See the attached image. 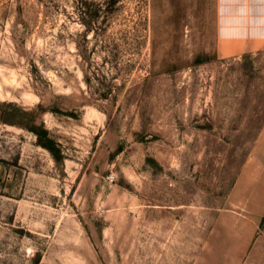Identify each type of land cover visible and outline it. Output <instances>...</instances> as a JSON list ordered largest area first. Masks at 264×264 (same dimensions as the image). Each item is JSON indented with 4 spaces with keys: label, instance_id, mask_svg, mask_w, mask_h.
Wrapping results in <instances>:
<instances>
[{
    "label": "rangeland",
    "instance_id": "1",
    "mask_svg": "<svg viewBox=\"0 0 264 264\" xmlns=\"http://www.w3.org/2000/svg\"><path fill=\"white\" fill-rule=\"evenodd\" d=\"M0 264H264V0H0Z\"/></svg>",
    "mask_w": 264,
    "mask_h": 264
}]
</instances>
